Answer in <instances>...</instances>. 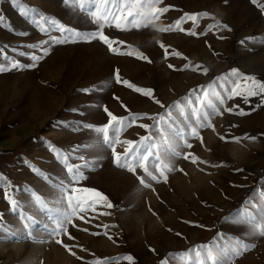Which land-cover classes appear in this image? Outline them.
<instances>
[{
    "label": "rangeland",
    "instance_id": "rangeland-1",
    "mask_svg": "<svg viewBox=\"0 0 264 264\" xmlns=\"http://www.w3.org/2000/svg\"><path fill=\"white\" fill-rule=\"evenodd\" d=\"M88 2L83 0L85 6ZM20 4L18 8L13 0H0L3 55L30 65V55L21 53L40 55L42 49L30 46L49 42L43 44L47 54L34 67L0 73V241L13 240L18 216H31L36 221L31 230L45 242L25 239L19 253L0 247V264L33 260L40 264H94L96 260L129 264L123 259L126 256L133 258L131 264H180V257L169 254L187 253L201 245L234 246L237 240L256 247L236 257L233 264H264V236L252 235L233 223V218L245 213L258 217L264 204L260 195L264 190V95L249 96L250 83L238 90L239 95L225 99L222 115L212 121L215 130H199L203 144L190 138L192 148L181 149L197 157V163L191 158L175 159L176 170L167 173V181L163 177L159 182L149 181L150 188L139 183L144 176L141 169L133 173L115 165L111 148L102 143V134L96 130L109 123L105 107L122 119L118 135L109 129L110 138L118 141L117 153L122 154L127 145L120 142L148 135L140 125H151L148 117L163 115L192 89L207 88L233 69L237 74L232 79L241 83L244 76L264 81V43L260 42L264 40V0H159L154 8L168 11L146 28L137 30L123 21H119L121 29L129 30L117 29L116 22L104 25V34L116 42L115 53L99 39H69L56 29L37 27L31 14H21L22 9L31 8L39 14L36 19L46 18L41 21L45 28L55 20L81 33L96 32L91 13L94 9L104 12L102 0H95L88 12L77 11L64 0H20ZM170 25L172 31H159ZM250 37L254 41H248ZM161 44L168 50L167 57ZM138 52L151 62L138 58ZM117 72L120 83L115 79ZM124 80L152 90V96L137 93ZM241 111L246 114L239 115ZM131 115L143 118L128 124ZM246 135L256 140H232ZM57 153L64 158L57 159ZM67 166L81 167L77 187L95 189L106 201L78 193L86 211H78L73 217L76 226L68 225V235H61L62 244H57L42 232L48 214L29 208L24 201L33 190L54 208L63 207L59 194L49 198L47 188L69 179ZM11 199L19 204L15 210ZM247 201L252 203L246 205ZM108 203L113 207L108 208ZM23 221L25 232L19 237L25 238L28 229ZM36 245L43 251L30 254Z\"/></svg>",
    "mask_w": 264,
    "mask_h": 264
},
{
    "label": "snow or ice",
    "instance_id": "snow-or-ice-1",
    "mask_svg": "<svg viewBox=\"0 0 264 264\" xmlns=\"http://www.w3.org/2000/svg\"><path fill=\"white\" fill-rule=\"evenodd\" d=\"M64 2L66 5L70 4L72 7L76 8L77 11L88 12L89 8L95 3V0H89L88 6H85L83 0H64ZM102 2L105 4L104 12L99 13L94 9L91 13L95 18L94 22L98 26L96 32L81 33L72 28L65 27L55 20H51L50 23H48V28H45L41 21H46V18L44 16H39V19H36L35 17L39 14L31 8L22 9L21 14L26 16L31 14L32 22L36 24L37 27L45 31L56 29L69 39H99L107 45L110 51L115 53L117 52V48L113 47V45L116 42L111 40L102 31L105 24L116 22L115 27L121 29V23H119V21H123L125 25L140 30L152 25L153 18L159 19L163 13L168 11L167 8H154V5L159 3V0H115V2L114 0H102ZM255 2L256 0H253V3ZM13 4L17 5L18 8L22 7L20 0H13ZM110 17L111 20H109ZM191 19L195 21L196 15H193ZM0 21H2V18H0ZM224 27L227 26L225 25ZM172 30L173 27L171 25L167 29H159L161 32ZM180 30L183 31V29ZM188 34L192 36L197 35L195 31H189ZM50 39L52 42H63L56 41L55 38ZM247 39L248 41H254L252 37ZM48 42L49 41H44L40 46H30L33 49H37L38 47L42 49L40 55H37L35 52L30 54L21 53V55H30L33 61L30 65H23L17 59L8 60V58L3 55V50L0 49V73L12 69L19 70L24 67H34L35 62L39 61L42 55L47 54L48 50L43 48V44ZM260 42L264 43V40ZM241 43L243 44L245 42L241 41ZM160 46L164 48L162 44ZM164 51L167 57L169 54L167 48H164ZM127 54L132 55V53ZM173 54L177 56L180 55L178 52ZM136 55L140 59L151 62L143 53L138 52ZM5 60L7 64L2 62ZM168 67L173 68V65L169 64ZM185 67H187V65H185ZM204 71L206 74L207 69ZM236 74L237 70L233 69L231 73H226L221 77H217L207 88L202 87L199 90L192 89L186 99L177 101L169 106L163 115L148 117L153 123L151 125H140V127L148 130V135L141 137L139 141L127 140L120 142L127 145V147H124L122 154L117 153L115 144L118 141L110 138L109 129H112L113 136L118 135L119 126L123 125L124 121L118 119L108 111L107 107H105L103 110L110 117L109 123L103 127H98L96 130L102 134V143L111 148L115 165L133 173L136 172L137 168L141 169L144 176L139 177V183L143 187L150 188L152 185L149 181L159 182L160 177H163L165 182L167 181V173L176 170L174 165L175 159L183 158L187 160L191 158L193 164L197 163V157L192 153H183L181 149L185 147L189 149L192 148L193 145L189 142L190 138H198L203 144V139L199 136V130L209 127L215 130L212 121L216 116L222 115L221 107L224 105L225 99H231L234 95H239L240 93L238 90L247 86L249 83L251 84V87L247 88V94L249 96L264 95V81H257L253 76H244L242 78L243 83H241L240 80L232 79ZM115 79L117 83L121 82L118 72L115 75ZM123 83L129 88H133L137 93H141L144 96H152V90L150 89L146 90L136 87L127 80H124ZM215 85H219V87L216 88ZM156 102L160 103L159 101ZM161 107L164 106L161 105ZM224 111L232 112L233 109L226 108ZM238 114L244 115L246 113L241 111ZM142 118L141 115H131L128 117V124H132ZM113 121L116 122L115 125H113ZM220 139L225 140L226 138L221 136ZM245 139L255 141L256 137H248L246 135L244 137L232 138L234 142H240ZM52 151H55V149L53 148ZM56 158L62 159L64 157H61V155L57 153ZM202 162L207 163L206 161ZM212 166L219 167L222 165ZM66 171L69 174V179L58 185L59 203L63 205V207H50L47 205V201L41 196H36V200L39 202V210L48 213L49 224L44 225L42 232L46 234L49 239H55L57 244H62V241L59 239L61 235H68V225H72L73 227L76 226L73 224V217L77 215L78 211H86V209L82 207L84 201L77 197L78 193H90L92 197L101 201H106V197L95 189L77 187L80 182L78 177L81 175V167L67 166ZM260 195L264 197V190H262ZM9 203L13 210L19 207L18 202L14 199H11ZM251 203V201H247L246 205ZM107 207L112 208L113 205L108 203ZM23 219L27 222L26 226L28 229L25 234V239H31L33 242L38 243L45 242L38 240L37 233L31 230L36 223L35 219L31 216H24ZM79 219L84 220V217L80 216ZM88 222L89 221L85 220V223ZM233 223L234 226L244 227L246 231L250 232L252 235L264 236V204L260 205L258 217L253 216L251 213H245L233 218ZM258 226L259 230H257ZM0 227H2V225H0ZM83 231H87V229H83ZM92 234L98 235V233ZM108 238L112 239L111 236ZM69 239H72V237L69 236ZM63 246L71 252L68 245ZM255 247V244L237 240L234 246H221L216 248L201 245L198 248L189 249L187 253H172L169 255L180 257V264H233V260L236 257L243 255L244 252L250 251ZM71 254L75 255L74 252ZM123 259L129 261V264H131L133 260L131 256H126ZM30 264H40V262L33 260ZM94 264H101V261L96 260Z\"/></svg>",
    "mask_w": 264,
    "mask_h": 264
},
{
    "label": "bare ground",
    "instance_id": "bare-ground-1",
    "mask_svg": "<svg viewBox=\"0 0 264 264\" xmlns=\"http://www.w3.org/2000/svg\"><path fill=\"white\" fill-rule=\"evenodd\" d=\"M29 188H27V189H29ZM47 190H48L47 194H49V198L52 195H54V194H59L58 193V185H57L56 188L55 187H52L51 189L47 188ZM36 196H38V194L35 191L29 190L28 194L25 197V201L24 202L26 203V205L29 208L38 209L39 210V202L36 200ZM47 205L48 206L51 205V207H55L56 206V205L51 204V203H47ZM40 212L42 214H44L45 216H46V214H48L47 212H44V211H40ZM47 223L49 224L48 218H47ZM24 225H25V223L23 221V217L22 216H18V220L15 221V227H16L15 237L14 238L12 237L13 240H6L5 238H3V239L1 238L2 240L0 241V247H2L4 249H8V248L15 249V251L19 253L20 250L23 248L24 242H25V238L19 237L21 234H24V232H25L24 231ZM4 230L5 229H3V231ZM40 247H41L40 245L34 246V248L30 251V254H35L38 251H43V249H40Z\"/></svg>",
    "mask_w": 264,
    "mask_h": 264
}]
</instances>
